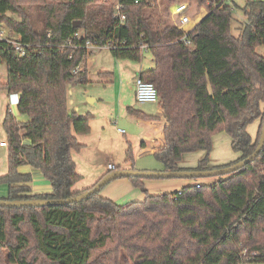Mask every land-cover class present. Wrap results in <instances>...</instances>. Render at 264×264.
Returning a JSON list of instances; mask_svg holds the SVG:
<instances>
[{"label":"trees","instance_id":"trees-1","mask_svg":"<svg viewBox=\"0 0 264 264\" xmlns=\"http://www.w3.org/2000/svg\"><path fill=\"white\" fill-rule=\"evenodd\" d=\"M188 1L207 13L185 33L155 18L156 0H119L123 25L111 0H0V22L30 45L21 56L0 40L7 71L0 90L18 93L17 111L27 117L18 121L7 108L2 118L7 170L0 199H66L88 189L73 188L81 179L73 156L92 115L67 107V87L89 83L80 69L91 53L82 47L87 40L123 42L111 56L133 61L142 56L139 45L147 47L153 67L138 75L156 88L163 144L152 154L163 170L229 166L254 150L264 118V55L256 52L264 44V0H245L236 36L225 0ZM253 121L256 140L247 131ZM220 132L237 157L210 165L212 136ZM195 151L203 153L196 165L181 167ZM24 165L39 170L49 193H32L31 174L18 170ZM142 191V201L124 204L96 192L64 205L0 206V264H264V144L252 162L211 183Z\"/></svg>","mask_w":264,"mask_h":264},{"label":"rangeland","instance_id":"rangeland-1","mask_svg":"<svg viewBox=\"0 0 264 264\" xmlns=\"http://www.w3.org/2000/svg\"><path fill=\"white\" fill-rule=\"evenodd\" d=\"M172 0H156L155 18L163 20H170L169 13L171 6L174 5ZM189 8L185 13L191 18V21L185 25L190 28L195 23L194 15L198 18L206 10L205 8L198 9V5L194 1H190ZM225 3L233 7V20L231 22V32L234 36L238 35L239 28L245 17L242 12V7L245 0H225ZM14 17V16H13ZM193 18V19H192ZM170 22V21H168ZM0 27L3 28L9 35L16 36L5 24L0 22ZM256 52L264 55V44L256 48ZM86 67L88 76L91 81L87 84L86 88L91 94L90 97L98 98L93 102L94 107L92 110L96 111L97 119L99 116H106L110 121V126H106L104 134L100 136L98 132L92 139L87 140V146L77 153L75 160L77 163V172L81 175V179L76 183L78 189L91 185L94 174L93 169L105 174L106 164L110 162L116 169L124 167H131L130 163H125L127 155V148L130 150V162L133 169L144 171H162V164L153 156L151 146L154 141L151 137H156L152 131H142L143 119L136 117L129 113L127 108L132 107L135 110L144 109L145 112L155 113L157 110V103H139L134 98V80L135 71L147 70L153 67L151 54L145 50L139 61L127 59H114L110 52L103 48L96 51L94 54H89L83 67ZM112 71L114 74L108 79L99 76L98 72ZM6 66L0 62V82L6 79ZM68 88V87H67ZM83 86H69L70 95L78 98L80 92L82 93ZM87 93V92H85ZM5 94V96H3ZM8 105L9 110L15 115L16 119H23L24 115L18 113L16 106L10 105L7 94L4 90H0V117ZM3 108V109H2ZM17 119V120H18ZM19 121V120H18ZM258 122L253 121L247 126L252 139L258 137ZM122 130L123 133L119 132ZM95 132L97 128H94ZM3 129L0 121V136L3 135ZM146 137V139H145ZM81 141V136L78 137ZM146 142V148L140 145L142 141ZM154 140V139H153ZM160 142L163 138L158 139ZM201 151L188 153L184 156L190 165L191 162L197 163L198 159L202 156ZM237 154L230 146V138L224 133L220 132L212 136L211 151L209 153V162L215 166L224 165L233 161ZM126 165V166H125ZM92 166V167H91ZM7 170V160L5 148H0V173L3 175ZM130 169V168H129ZM3 172V173H2ZM218 176L204 177V178H138V182L134 183L131 178L119 177L107 182L99 189V195L114 201L117 204H124L131 201H142L144 193L142 189H146L149 194L157 195L162 193H170L178 191L184 186L194 183H211L216 180ZM121 264H124L121 262Z\"/></svg>","mask_w":264,"mask_h":264},{"label":"crops","instance_id":"crops-1","mask_svg":"<svg viewBox=\"0 0 264 264\" xmlns=\"http://www.w3.org/2000/svg\"><path fill=\"white\" fill-rule=\"evenodd\" d=\"M187 2L189 4L191 3L188 0H187ZM172 7L173 6H171V9H172ZM202 8H205V7L198 6V9H202ZM198 13H199V11H198ZM198 13H197V15H198ZM206 13H207V9L202 13V15L199 16V18H198L197 15H194L193 18L195 19V23L192 24L190 28H187L185 26H184V28L186 30H190L196 23H198L200 21V19H202V17H204L206 15ZM169 18H170V20H168V21H170V22H168L166 20H165V22L173 25L174 24L173 23V20H176V18L173 19V16L171 15V11L169 13ZM190 21H191V18H190ZM100 50H102V49H95V50L91 51L90 54H94V53H96V51H100ZM145 50H147V48L146 49H141V53L143 51H145ZM114 59H116V58H114ZM84 62H86V59H85ZM150 68L151 67H149L148 69H150ZM80 69L81 70L82 69H86V67L85 66L83 67V64H81L80 65ZM86 71H87V69H86ZM140 71H142V70L135 71L136 72L135 74L138 75V73ZM98 74H99V76H102V77L108 79L107 80V82H108L109 79H111L110 77L113 76L114 73L112 71H108L107 70L105 72L104 71L103 72H98ZM136 75H135V77H136ZM88 80H89V82L91 81L90 76H88ZM134 82H135V80H134ZM86 86L87 85H85V87ZM68 88H67V107H68V109L71 110V111H75L79 116H84L86 113H90L92 115V118L90 120V132L88 134H86V135H81V141L78 138L79 142L84 145V147H83V149H84L87 146V140L92 139L94 137V135H96L98 132H100V136H102L104 134L105 127L107 125L111 127L110 121H109L108 118H106V116H99V119H97V116L95 115V112L96 111L92 110V108L94 107L93 102L94 101H97L98 98L90 97L91 96V94H90L91 92L89 93L88 90L86 88H84V86L82 88V93L80 92V96L78 98H75V97L71 96L69 94L70 93V89L68 90ZM134 90H135V85H134ZM85 92H87V93H85ZM6 94H7V97L9 99L10 105L16 106L17 101H18L19 94L18 93L8 94L7 92H6ZM133 94H134V91H133ZM3 96H5V94ZM134 98H135V95H134ZM154 103H157V110H156V112L154 114L153 113L145 112L144 109H141L140 110V111H142L145 114L154 115V116H157L158 117L156 120H143V126L141 127V130L142 131H145V130L146 131H152L150 134L154 133L156 135V137H157V138L151 137V141H154V143L151 146L152 153L163 144V141L160 142L158 139H161L162 138V129H163V126H164V120H163V118H162V116L160 114V108H159V105H158V101L157 102H154ZM8 107L9 106L6 105V107H5L2 115L0 117V121L1 122H2V118L4 116V113H5V110ZM18 120L19 121H25V120H27V117L24 116L23 119H18ZM94 128H97V131L96 132H95ZM118 131H119V129H118ZM121 133H123V132H121ZM145 139H146V137H145ZM5 141H6V136H5V133L3 132V135L0 136V142H5ZM140 145L142 146V148H146V142H145V140L142 141ZM0 148H5V151H6V146H0ZM76 155H77V153H76ZM76 155L74 154L73 157H74V161H75V165H76V170H77L78 167H77V163H76V160H75V156ZM184 156L182 157V159H181V161L179 163V165L181 167H183V168H192V167H194L196 165V163H193V162H191L190 165H186V164H189V163L187 162L186 158H184ZM108 163H110V162H107V164ZM125 163H130V166L131 167H129V166L128 167H124V169H129V168L130 169H133V167L131 165L132 162L125 161ZM107 164H106V170H107V172H109L111 170H108ZM209 164L210 165H213L210 162H209ZM18 170L20 172H23V173L28 172V173L31 174L32 179H31L29 185L31 187L32 193L40 194V193H49L51 191V185H50V183L47 180L43 179V177L41 176V173L39 172L38 169H33V168H30L27 165H24V166L19 167ZM93 170L94 171H92V174H94V177H93V180L91 181L92 182L91 185L85 186L82 189L81 188L78 189L76 187V184H75L73 188L75 190H83V189H86V188H90L103 175H105L107 173L106 172L105 174L100 175L101 174L100 171H97L96 169H93ZM141 170H148V169H141ZM3 172H6V171H3ZM0 175H1V173H0ZM4 193H5V186H0V195H3Z\"/></svg>","mask_w":264,"mask_h":264},{"label":"water","instance_id":"water-1","mask_svg":"<svg viewBox=\"0 0 264 264\" xmlns=\"http://www.w3.org/2000/svg\"><path fill=\"white\" fill-rule=\"evenodd\" d=\"M78 25L79 22L73 23ZM264 144V118L261 125L260 135L258 142L254 150L245 158L233 163L229 166L212 168L207 170H179V171H144V170H135V169H116L107 172L103 175L92 187L88 188L84 192L79 193L76 196L70 198H59V199H29V200H2L0 199V206L2 207H22V206H48V205H64L79 201L88 197L91 194H94L99 191V189L105 185L107 182L119 178V177H137V178H169V177H178V178H204L211 176L225 175L234 171H237L244 165L252 162L261 151Z\"/></svg>","mask_w":264,"mask_h":264},{"label":"built area","instance_id":"built-area-1","mask_svg":"<svg viewBox=\"0 0 264 264\" xmlns=\"http://www.w3.org/2000/svg\"><path fill=\"white\" fill-rule=\"evenodd\" d=\"M113 5V18L117 20L118 24L123 25L125 21V14L123 13V6L119 2V0H111ZM189 8V3L187 1H178L174 3L172 9H171V15L173 16V19L176 18V20H173V25L181 30H183L185 33L189 30H186L184 26L190 22V17L185 13V11ZM0 40H5L8 42L15 53L19 55H24L27 50L30 48L29 44L23 43L19 40V36H12L9 35L3 28L0 27ZM182 40L186 43L188 41L185 39V35L182 37ZM123 42H117L113 40H105L102 43H99L98 40H87L82 47H84L87 51H93L95 49H116L119 48V46ZM140 49H146L147 47L145 45H139ZM77 69V68H76ZM75 69V70H76ZM74 70V71H75ZM135 100L139 103H154L158 101V96L156 92V88L154 85L149 81H144L140 78L139 75H136L135 77ZM120 132H123L122 130H119ZM0 146H6L5 142H0ZM108 170H114L115 166L111 163L107 164Z\"/></svg>","mask_w":264,"mask_h":264}]
</instances>
